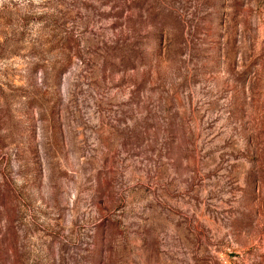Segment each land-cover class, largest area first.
Segmentation results:
<instances>
[{"label":"rangeland","instance_id":"rangeland-1","mask_svg":"<svg viewBox=\"0 0 264 264\" xmlns=\"http://www.w3.org/2000/svg\"><path fill=\"white\" fill-rule=\"evenodd\" d=\"M0 264H264V0H0Z\"/></svg>","mask_w":264,"mask_h":264}]
</instances>
